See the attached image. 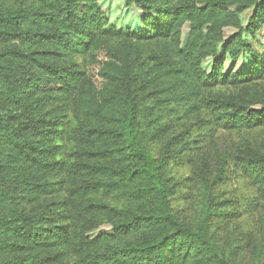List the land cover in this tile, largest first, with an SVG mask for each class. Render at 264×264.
Segmentation results:
<instances>
[{"label":"trees","instance_id":"1","mask_svg":"<svg viewBox=\"0 0 264 264\" xmlns=\"http://www.w3.org/2000/svg\"><path fill=\"white\" fill-rule=\"evenodd\" d=\"M9 1L0 0V42L7 45L0 49V113L14 108L0 116V264H49L67 255L70 264H235L209 234L206 211L196 226L173 214L162 163L148 149L167 130L140 111L157 93L199 101L189 111L212 110V132L264 126L263 101L202 92L264 78V50L243 39L264 24V0H137L145 12L133 31L113 30L100 0ZM249 8L242 26L239 13ZM225 27L235 31L217 57ZM126 38L169 41L174 56L144 68ZM241 48L252 50L249 70L225 73V57ZM72 54L85 58L83 68L66 62ZM207 57L213 60L204 72ZM67 107L75 126L62 159L56 114ZM234 162L264 195V153L249 150ZM96 192L132 204L113 205ZM40 220L48 226H37Z\"/></svg>","mask_w":264,"mask_h":264},{"label":"rangeland","instance_id":"2","mask_svg":"<svg viewBox=\"0 0 264 264\" xmlns=\"http://www.w3.org/2000/svg\"><path fill=\"white\" fill-rule=\"evenodd\" d=\"M8 4L19 6L22 0H10ZM100 6L107 24L112 25L113 30H141L145 11L137 0H100ZM251 14L252 8L239 13L242 26L247 24ZM234 31L231 27L224 28V39L216 44L217 57L222 54L226 38ZM187 33L188 26L185 23L182 26L181 44ZM243 39L252 50L262 52L264 24L259 25L253 36L244 33ZM124 40L136 49L139 64L144 68H150L151 62L166 57L167 52L171 57L174 56V46L169 41L156 38L141 42L129 38ZM6 46V43L0 42V49ZM252 50L241 48L236 58L226 56L223 68L225 73L247 72L253 62ZM212 60V57H207L202 61L204 72L210 70ZM66 62L83 68L85 58L80 54H72ZM202 92L231 100L241 97L264 102V78L237 84H217L204 87ZM153 94L142 102L140 114L144 120L152 119V126H165L167 130L159 140L151 141L148 149L156 162L162 163L161 174L171 190L170 206L173 214L181 222L196 226L201 220V213L206 211L208 232L225 258L235 264H264V195L258 194L255 185L235 167L234 162L236 156L249 150L264 153V126L231 130L218 128L212 132L206 124V120L215 116L212 110L203 105L199 109L188 110L190 104L199 101L178 103L171 98L166 100L160 94ZM13 111L14 108L7 109L0 116L5 118ZM56 115L63 131L62 148L57 157L63 159L64 152H68L73 145L68 138L75 121L68 107ZM93 197L113 205L132 204L117 194L102 195L96 192ZM147 205L144 207L149 208L150 204ZM43 223L40 220L37 226H48ZM103 229L107 230V225ZM72 262L73 258L67 255L62 261L55 260L49 264Z\"/></svg>","mask_w":264,"mask_h":264}]
</instances>
